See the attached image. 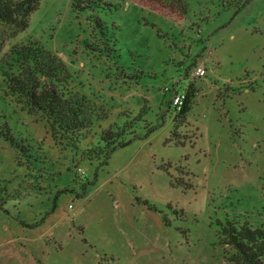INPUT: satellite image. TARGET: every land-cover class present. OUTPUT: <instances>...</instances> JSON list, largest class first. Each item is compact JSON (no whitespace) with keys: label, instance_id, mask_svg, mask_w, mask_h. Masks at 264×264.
Masks as SVG:
<instances>
[{"label":"rangeland","instance_id":"rangeland-1","mask_svg":"<svg viewBox=\"0 0 264 264\" xmlns=\"http://www.w3.org/2000/svg\"><path fill=\"white\" fill-rule=\"evenodd\" d=\"M107 1L115 9L99 16L115 35L111 56L83 46L91 23L84 13L75 14L72 0H40L23 37L38 40L61 58L83 91L102 96L107 108L116 112L118 106L143 103L140 108L149 106L143 121L158 126L146 147H140L146 138L140 122L131 143L106 164L74 163L38 117L0 96L1 121L44 155L42 171L29 169L19 165L14 150L0 138V264H229L215 219L236 209L264 222V0H186L188 13L176 22L127 6V0ZM232 30L233 39L225 40ZM222 38L219 75L239 81L240 94L228 102L230 112L218 130L190 124L187 130L195 133L185 147L163 143L168 129L151 97L166 106L174 83H184L191 64L203 66L205 58L212 62L206 42ZM235 103L242 106L239 113L232 110ZM110 122L105 119L101 126ZM29 178H38L33 186L43 190L30 188ZM84 185L93 190L94 211L85 226L108 231L84 237L86 244L81 238H57L61 251L31 243L48 225L78 212L69 205L78 207L75 194L81 195L78 188ZM144 211L151 216L143 217ZM134 213L136 223L128 224ZM115 228L125 231L126 241L113 233Z\"/></svg>","mask_w":264,"mask_h":264},{"label":"trees","instance_id":"trees-1","mask_svg":"<svg viewBox=\"0 0 264 264\" xmlns=\"http://www.w3.org/2000/svg\"><path fill=\"white\" fill-rule=\"evenodd\" d=\"M39 1L0 0V96L19 110L38 117L54 142L71 153L72 162L106 164L116 150L127 146L136 136L135 130L140 122H144L142 129L146 135L157 125L143 121L146 106L138 110L119 108L116 112L107 108L103 101L83 91L61 58L44 48L38 40L23 37L30 14L37 9ZM127 1L174 22L184 21L188 13L186 0ZM71 8L76 15L84 13L83 19L91 23L89 38L82 42L86 50L103 57L111 56L115 52V35L108 32L99 14L115 9V6L107 0H72ZM184 93L181 106L178 110L174 108L167 139V143L174 146L191 141L195 133L187 130L190 126L187 117L195 96L193 86L187 85ZM1 117L0 138L14 150L19 165L29 169L37 167V172L42 171V149L26 137L14 135ZM108 118L111 122L101 126V122ZM30 178L27 185L39 192L41 187L33 186L34 182L38 184V178ZM224 212L222 217L215 219V225L219 243L226 248L229 264H264V222L251 218L250 212L236 209Z\"/></svg>","mask_w":264,"mask_h":264},{"label":"crops","instance_id":"crops-1","mask_svg":"<svg viewBox=\"0 0 264 264\" xmlns=\"http://www.w3.org/2000/svg\"><path fill=\"white\" fill-rule=\"evenodd\" d=\"M129 4L131 5L132 3L127 1V6H129ZM140 9L147 11L144 8H140ZM235 30H232V31L226 33L225 36H223L224 39L225 40L228 39V41L230 39H233V37H234L233 34H235ZM223 43H224L223 38H222V40L221 39L216 40V41L211 42V43H210V41L206 42V44L208 46V52L213 54V60L211 63H208L206 58L203 59V61H204L203 67H205V70H206L205 77L199 78V79H192L190 77V74L188 73V71H190L195 65H197V63H195L193 65L191 64L188 67L187 72H186V73H188V76L185 74V76L188 78L184 81V83L183 84H182V82L178 83V81L174 83V85H173L174 87H173L172 91L170 92V96H169V99L167 100L168 103L166 106L163 105L164 100L159 101V100H157L156 96L151 97L153 100L151 106H153L155 109L157 108V110L161 114L162 125L164 127H167V129H168L167 130L168 137H169V132L171 129V124H172L171 121H172V118L174 117V107L171 105V98L173 95V91L178 92V93H180V92L184 93L185 87H187V85H189V84H191L193 86V88L195 90V96L193 99L191 111L189 112L188 117H187V121L191 125H195V128L197 127L196 129H199V127H201L200 123H203V125L207 129H209L210 131L218 130L220 128L219 124H221L220 122L223 120L224 115L228 114L230 112L231 107H229L230 103H228V102L230 101L233 103L234 98L240 94L239 88H236L238 86L239 81L237 78H234V79L225 78V76L219 75V68H220V66L222 64V60H223L222 54H220L221 48L223 47ZM82 88H83V86H82ZM248 91H246L245 93H248ZM84 92H85V90H84ZM86 92L89 95H95V97L97 96V94L89 93V91H87V90H86ZM165 94L166 93L163 94L164 99L166 97ZM97 98L100 101H104L103 97L100 95L97 96ZM144 104H146V103H144ZM141 105H143V103H141L140 105L138 104V105H134L131 107L132 108H138ZM235 106H236L235 108L232 106V110L239 113L240 110H242V106L238 105L237 103H235ZM118 107L126 108V107H130V106H118ZM150 135H151V133L145 135L146 138L142 143L143 145H141L140 147H146L147 146L146 144L149 143V141L151 139ZM167 139L168 138L166 137L164 139L163 143L167 144ZM186 143H190V141H183L182 146H179V147H183V146L185 147L186 145H188ZM119 150H122V149H118L116 151H119ZM133 157H134V155L131 156V159H133ZM113 177H114L113 179L117 178L116 174H115V176L113 175ZM118 181L119 180H116L114 182L112 181V183L114 184L113 188H115L116 185H118ZM81 190H82L81 195H79L78 193L75 194V196L80 199L79 200L80 202L78 203V207L77 208L71 207V211H73V212L76 209L80 208L78 210V212H75V214L72 215V218L65 216V217H62L61 219H59L58 223H53L52 225H48V227L46 228V230L44 232H41V233L37 234L36 236H33V238L30 241L31 243H36V244L37 243L38 244L43 243V244H45L44 245L45 247H46V245H49V247L51 249L56 250V251H61L62 250V244L60 242L59 243L56 242L57 238L63 239V240H65V239L73 240V241H75V239L81 238V241L84 242V244H86L88 242L86 241V239H84V237H86V236L92 237L91 236L92 233L97 235V233H103V232L108 231L107 227L106 228H103V227L96 228L93 225H89L87 227L85 226L86 223L87 224L90 223V222L88 223V219H90V217H87V215L92 216L94 214V211L92 210L93 208L90 207V203H91L90 197H91V193L93 192V190H91L90 192L87 191V188L85 187V185L80 186L78 188V192ZM81 196H83L84 198L81 199L80 198ZM118 203H119L118 201H115V204H118ZM69 213L71 214L70 211H69ZM81 214L84 215V217L82 219L83 224L78 223V221H80ZM136 216H137V213L132 214L131 217H127L126 222L128 224L130 222L136 223L135 222ZM147 216H151V214L147 215V213L144 211L143 217H147ZM155 219H156V221H155L156 224H158V223L160 224L159 219L158 218H155ZM147 220H149V219L147 218ZM137 222H139V221H137ZM124 232L125 231H123V233H122L121 229L115 228L113 233L117 237L121 238L122 242H123V241H126V239L123 238V234L126 235V233H124ZM114 234H113V236H111L113 239H114ZM52 245L54 247H51Z\"/></svg>","mask_w":264,"mask_h":264},{"label":"built area","instance_id":"built-area-1","mask_svg":"<svg viewBox=\"0 0 264 264\" xmlns=\"http://www.w3.org/2000/svg\"><path fill=\"white\" fill-rule=\"evenodd\" d=\"M205 74H206V70L203 66H200V65H195L192 69H191V72H190V77L192 79H199V78H203L205 77ZM163 92H169V89H164ZM184 98V93L180 92H174L173 91V95H172V98H171V103H172V106L178 110L179 107L181 106V103H182V99ZM77 174H79L80 176L84 175V171L80 170V169H77ZM69 208H71L69 206Z\"/></svg>","mask_w":264,"mask_h":264}]
</instances>
